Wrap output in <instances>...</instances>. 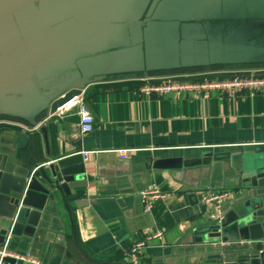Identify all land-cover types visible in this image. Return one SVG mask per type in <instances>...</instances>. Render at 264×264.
I'll return each mask as SVG.
<instances>
[{"label": "crops", "instance_id": "0c3cea01", "mask_svg": "<svg viewBox=\"0 0 264 264\" xmlns=\"http://www.w3.org/2000/svg\"><path fill=\"white\" fill-rule=\"evenodd\" d=\"M152 2L0 0V165L20 177L67 160L77 185L67 205L55 195L62 232L33 235L27 250L16 252L41 264H128L134 243L162 232L149 242L142 264H204L249 254L245 246L256 244L223 242L226 250L215 253L194 240L215 223L202 204L204 190L231 191L228 215L247 163L264 151V88L235 97L187 91L159 98L142 94L134 79L264 70L263 52L251 55L262 65L247 67L72 76L80 58L129 47ZM154 16L174 20L200 42L264 47V0H163ZM241 28L248 29L244 41L236 40ZM80 89L94 118L85 133L77 111L52 116L58 98ZM155 187L164 197L147 210L141 194Z\"/></svg>", "mask_w": 264, "mask_h": 264}, {"label": "water", "instance_id": "95a60500", "mask_svg": "<svg viewBox=\"0 0 264 264\" xmlns=\"http://www.w3.org/2000/svg\"><path fill=\"white\" fill-rule=\"evenodd\" d=\"M162 1L153 0L147 12L148 19L144 24H139L137 35L129 47L80 58L72 76L101 77L234 65L251 61L255 50L264 53V47L256 49L243 43L229 44L208 38L200 42L198 38L194 40L183 35L174 20L155 18ZM77 91L58 98L53 112L72 99ZM260 146L257 145L258 148ZM256 154L242 173V182L237 189L238 201L233 211L221 223L200 228L194 245H200L198 247L205 251L221 253L226 250L220 245L223 242L247 243L252 240L256 244L245 246L249 254L212 258L204 264H264V255L258 253L260 247L264 246V151ZM68 162L62 160L47 166L39 165L28 177L13 176L0 165V246L10 236L9 248L12 251H26L33 235L47 230L62 232L56 226L61 218L55 195L58 192L67 205L66 196L77 186L71 183L70 177L76 170ZM215 243L218 244L216 250L213 247ZM7 261L16 262L12 258Z\"/></svg>", "mask_w": 264, "mask_h": 264}, {"label": "built area", "instance_id": "2783aa9c", "mask_svg": "<svg viewBox=\"0 0 264 264\" xmlns=\"http://www.w3.org/2000/svg\"><path fill=\"white\" fill-rule=\"evenodd\" d=\"M227 77L210 78L203 77L201 80H190V74L177 73L165 78L160 77H139L135 78L136 82H141L139 90L142 94L149 97H167L173 93H182L187 91L198 92L200 94L209 95L212 92L222 94V96L235 97L240 93L255 94L264 88V70L252 69L245 71H231ZM85 89H80L74 93L72 99L64 105L57 107L52 116H63L69 111H77L80 117L81 132H90L93 129L94 118L85 103ZM37 125L35 128H38ZM86 155L88 152H84ZM231 195V191L226 189H215L207 187L202 194V204L209 208L208 217L216 223H221L225 217V202ZM143 201L146 203L147 210H150L153 202L159 198H163L164 194L158 188L143 192L141 194ZM162 232L146 237L134 243L127 251L128 264H142L144 251L148 247L151 240L161 238ZM9 238L0 246V264H8L7 259L12 258L16 262L23 261L27 264H41L37 258L28 253L21 254L12 251L9 248ZM259 255H264V246L260 247ZM15 262V263H16Z\"/></svg>", "mask_w": 264, "mask_h": 264}, {"label": "rangeland", "instance_id": "374dc122", "mask_svg": "<svg viewBox=\"0 0 264 264\" xmlns=\"http://www.w3.org/2000/svg\"><path fill=\"white\" fill-rule=\"evenodd\" d=\"M251 29H253V26H250ZM247 32H248V29L247 28H241L238 30L237 32V36H236V40H239V41H244L246 39V35H247ZM233 40L232 38H230V41ZM260 57H252L251 59V63H244V64H234L232 65L233 67L234 66H240V67H243V66H250V65H262L261 63H258L261 59H259ZM232 66L230 65H225L224 67H222L221 69H224V68H233Z\"/></svg>", "mask_w": 264, "mask_h": 264}, {"label": "trees", "instance_id": "16d2710c", "mask_svg": "<svg viewBox=\"0 0 264 264\" xmlns=\"http://www.w3.org/2000/svg\"><path fill=\"white\" fill-rule=\"evenodd\" d=\"M225 65H217V66H210V67H200V69L201 70H206V69H221L222 67H224ZM199 68V67H198ZM189 70H194V69H192V68H182L181 70H179V72H187V71H189ZM198 70V69H197ZM151 74H154V73H151ZM228 75H224L223 77H227ZM212 78V77H211ZM136 84V86L139 88L141 85H142V83L141 82H136L135 83Z\"/></svg>", "mask_w": 264, "mask_h": 264}]
</instances>
